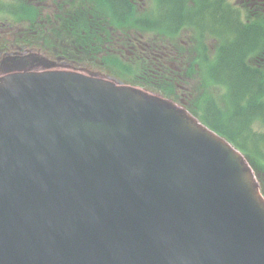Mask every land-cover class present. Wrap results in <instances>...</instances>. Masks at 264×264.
<instances>
[{
  "label": "water",
  "instance_id": "water-1",
  "mask_svg": "<svg viewBox=\"0 0 264 264\" xmlns=\"http://www.w3.org/2000/svg\"><path fill=\"white\" fill-rule=\"evenodd\" d=\"M0 264H264L241 155L171 103L68 72L0 80Z\"/></svg>",
  "mask_w": 264,
  "mask_h": 264
},
{
  "label": "trees",
  "instance_id": "trees-1",
  "mask_svg": "<svg viewBox=\"0 0 264 264\" xmlns=\"http://www.w3.org/2000/svg\"><path fill=\"white\" fill-rule=\"evenodd\" d=\"M24 8H26L27 15L34 14L33 8ZM219 13L218 11V17L226 19V24L236 25L232 16L224 14L222 17ZM250 39V32L245 31L241 34L238 43L230 45L222 56L208 61L203 58L198 60L202 66V86L206 90L197 94L198 88L196 89L189 108L203 123L242 149L253 160L255 159L256 144L250 142L249 128L256 120L254 119L255 115L264 112V86L260 84L259 73L257 74L246 67L243 62L246 49L244 47L253 42ZM204 63H206L205 66ZM191 72L195 73L194 68ZM137 73H140V70ZM223 79L229 82L225 87V94H222ZM143 80L148 81V78L143 77ZM160 80L164 83L157 82L155 87L170 98H178L177 85L171 81ZM140 83L150 84L143 81Z\"/></svg>",
  "mask_w": 264,
  "mask_h": 264
},
{
  "label": "flooded vegetation",
  "instance_id": "flooded-vegetation-1",
  "mask_svg": "<svg viewBox=\"0 0 264 264\" xmlns=\"http://www.w3.org/2000/svg\"><path fill=\"white\" fill-rule=\"evenodd\" d=\"M204 0H187V6H188V16H187V23L190 26L189 34L192 38H195L201 33V29L197 26L196 22L199 20L202 22L204 18L209 17L210 14V8L208 6V3L205 4L202 2ZM208 1V0H207ZM240 6H236L239 8H242L244 5L250 8L252 16L250 17H240L239 23H245L246 25L251 24L254 28L258 27L259 23L264 24V0H239L237 1ZM214 6L218 4L219 6V12L221 13L222 17L225 14V9L223 7L224 0H216L214 1ZM2 4H0V19L2 14ZM62 17V20H67L69 18H72L73 16L70 15V10L67 9V5L64 4L62 6V11L60 12ZM77 17V16H76ZM226 19L222 18V23L224 24ZM236 22L235 26H231V29L237 34L236 41H239L241 38V34H243L245 31L242 29L240 24ZM223 29H225V24L222 26ZM256 30V29H254ZM252 41H255L260 34L257 33V31H251L250 32ZM245 51V50H244ZM23 52L20 51V49L16 48L11 51H7L6 49H3L2 47V22L0 21V74L3 70V60L4 58L11 57L13 55L20 56ZM262 57H264V53L262 54ZM258 61V60H257ZM260 61L264 62V59L261 58Z\"/></svg>",
  "mask_w": 264,
  "mask_h": 264
},
{
  "label": "rangeland",
  "instance_id": "rangeland-1",
  "mask_svg": "<svg viewBox=\"0 0 264 264\" xmlns=\"http://www.w3.org/2000/svg\"><path fill=\"white\" fill-rule=\"evenodd\" d=\"M231 1H234V0H231ZM166 13H168V14H170L171 13V9L170 8H166ZM219 15H220V13H219ZM212 18L213 19H215V20H217L216 19V16L215 15H213L212 16ZM221 18V17H220ZM156 24H158V25H163V22H161L160 20H158L157 22H156ZM224 24H226V22L224 23ZM23 26H21V28H22ZM20 28V29H21ZM21 31V30H20ZM10 31H7V33L6 34H8ZM22 33H23V29H22ZM5 34V35H6ZM50 36V35H49ZM75 36V35H74ZM236 38L237 37H234V38H224V39H222V40H220L219 42H218V46H222L223 47V45L224 44H227V43H230V44H236V43H238V41H236ZM14 39V35L13 34H8L7 36H5V38H4V40H2V42H3V44L5 45V46H8V45H10V44H20V42L19 41H17V40H13ZM38 49V48H37ZM40 50V49H39ZM42 51V50H41ZM42 56V55H41ZM96 68H98V71L96 70ZM96 68L94 69L95 71H97V72H100L104 77H106V78H108V79H112V77L111 76H109V75H114V76H116L117 78H120V80L118 79L117 80V82H119V83H123V82H126L125 81V79L124 78H126V77H131L132 75L131 74H124V73H121V70L120 69H118V68H115V72L114 71H111V70H103L102 69V67L101 66H96ZM184 72L183 71H180V72H178V74L180 75V74H183ZM177 75V74H176ZM202 79H203V74L201 73V74H198V75H196V76H194L191 80H189L188 79V82H187V84L185 85L187 88H189V90L191 91V95H193V93L196 91V89L198 88V90H197V94H201V93H203L206 89L205 88H203V86H202ZM198 85V86H197ZM152 89L154 88V87H151ZM155 89V88H154ZM148 91V90H147ZM203 91V92H202ZM185 94V93H184ZM157 96H161V97H164L163 95H160V94H156ZM185 98V97H184ZM240 128V127H239Z\"/></svg>",
  "mask_w": 264,
  "mask_h": 264
}]
</instances>
